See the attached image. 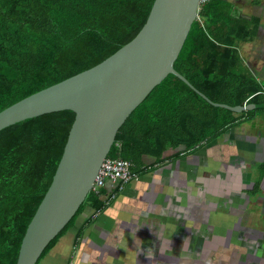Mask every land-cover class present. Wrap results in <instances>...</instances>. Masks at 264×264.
<instances>
[{"label": "trees", "instance_id": "trees-1", "mask_svg": "<svg viewBox=\"0 0 264 264\" xmlns=\"http://www.w3.org/2000/svg\"><path fill=\"white\" fill-rule=\"evenodd\" d=\"M154 0H0V111L14 102L88 69L129 42L146 21ZM225 0L201 5L174 68L193 86L168 74L119 127L108 157L132 163L143 156L161 159L168 148L193 153L254 108L234 112L201 97L231 106L264 104V85L247 66L238 43L252 42L258 19H243ZM75 113L52 111L0 130V264H16L26 227L45 194L61 157ZM72 218L50 240L36 264L72 226Z\"/></svg>", "mask_w": 264, "mask_h": 264}, {"label": "crops", "instance_id": "crops-1", "mask_svg": "<svg viewBox=\"0 0 264 264\" xmlns=\"http://www.w3.org/2000/svg\"><path fill=\"white\" fill-rule=\"evenodd\" d=\"M225 1L236 16L258 19L255 39L237 47L264 85V1ZM260 122L264 111L239 116L193 153L179 146L159 160L143 156L138 178L107 181L100 202H87L38 264H264Z\"/></svg>", "mask_w": 264, "mask_h": 264}, {"label": "water", "instance_id": "water-1", "mask_svg": "<svg viewBox=\"0 0 264 264\" xmlns=\"http://www.w3.org/2000/svg\"><path fill=\"white\" fill-rule=\"evenodd\" d=\"M197 17L198 0H154L138 33L114 53L0 111V130L43 113H75L50 185L21 239L16 264H36L91 191L119 127L157 84L174 74L193 88L173 65ZM196 92L234 112L264 108L217 103Z\"/></svg>", "mask_w": 264, "mask_h": 264}, {"label": "built area", "instance_id": "built-area-1", "mask_svg": "<svg viewBox=\"0 0 264 264\" xmlns=\"http://www.w3.org/2000/svg\"><path fill=\"white\" fill-rule=\"evenodd\" d=\"M206 1L208 0H198V11ZM137 178L138 175L132 170V163L129 160L107 156L95 175L91 191L99 193L107 181L117 182L121 187L123 184ZM69 264H73V262H69Z\"/></svg>", "mask_w": 264, "mask_h": 264}, {"label": "rangeland", "instance_id": "rangeland-1", "mask_svg": "<svg viewBox=\"0 0 264 264\" xmlns=\"http://www.w3.org/2000/svg\"><path fill=\"white\" fill-rule=\"evenodd\" d=\"M261 1H264V0H248V2H251L253 4L261 2ZM254 10H255V7H254ZM262 82L264 83V80H262ZM258 113H261V111H258ZM254 128H256L255 132L260 131V132L264 133V123L263 122H260V124H255Z\"/></svg>", "mask_w": 264, "mask_h": 264}]
</instances>
